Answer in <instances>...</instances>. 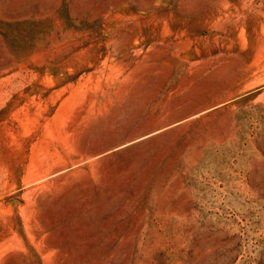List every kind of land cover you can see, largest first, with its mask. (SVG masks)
I'll use <instances>...</instances> for the list:
<instances>
[{
  "label": "rangeland",
  "instance_id": "1",
  "mask_svg": "<svg viewBox=\"0 0 264 264\" xmlns=\"http://www.w3.org/2000/svg\"><path fill=\"white\" fill-rule=\"evenodd\" d=\"M0 264H264V0H0Z\"/></svg>",
  "mask_w": 264,
  "mask_h": 264
},
{
  "label": "bare ground",
  "instance_id": "2",
  "mask_svg": "<svg viewBox=\"0 0 264 264\" xmlns=\"http://www.w3.org/2000/svg\"><path fill=\"white\" fill-rule=\"evenodd\" d=\"M29 134V133H28Z\"/></svg>",
  "mask_w": 264,
  "mask_h": 264
}]
</instances>
